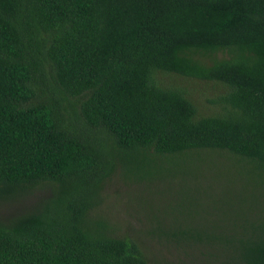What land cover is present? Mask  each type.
<instances>
[{
  "label": "trees",
  "instance_id": "1",
  "mask_svg": "<svg viewBox=\"0 0 264 264\" xmlns=\"http://www.w3.org/2000/svg\"><path fill=\"white\" fill-rule=\"evenodd\" d=\"M166 75L221 86L210 112ZM184 157L264 182V0H0V202L49 188L0 216V264H149L139 230L92 210L117 167L176 194ZM183 212L154 232L205 264H264V216L227 228Z\"/></svg>",
  "mask_w": 264,
  "mask_h": 264
},
{
  "label": "rangeland",
  "instance_id": "2",
  "mask_svg": "<svg viewBox=\"0 0 264 264\" xmlns=\"http://www.w3.org/2000/svg\"><path fill=\"white\" fill-rule=\"evenodd\" d=\"M165 82L180 84L187 88L193 95L195 102L202 113L210 112L206 102L207 97H212L221 86L211 81L187 80L166 75L162 78ZM184 164L174 168H180L182 176L188 178L187 182H180L172 186L176 194H164L168 191L165 182L149 177L146 180L136 178L135 171H126L125 168L117 167L115 171L103 182L99 191V202L94 206L92 214L111 220L110 227L113 232L121 235L126 234L136 237L139 230L144 239L143 251L149 264H205L193 258V252L182 251L173 243L167 242L163 236H159L154 230L163 223L173 224L176 216L183 211L187 221L202 226L198 220L222 218L228 222L223 227L231 228V222L239 218L238 226L243 222L250 224L252 228L259 227L263 221L264 206L260 197L264 196V182L259 173L235 159L194 158L184 157ZM118 166V165H116ZM158 177L165 178V174L158 173ZM168 187H171L169 184ZM49 188L37 189L18 200L0 202V216L9 215L35 206L42 198L47 196ZM187 198L184 205L181 201ZM151 209H148V205ZM166 209L158 214L160 221L146 222L139 217L143 209L154 212V208ZM243 221V222H242ZM159 222V223H158ZM237 226V227H238ZM169 227V225H168ZM155 228V229H154ZM154 232L151 238H145L148 231Z\"/></svg>",
  "mask_w": 264,
  "mask_h": 264
}]
</instances>
